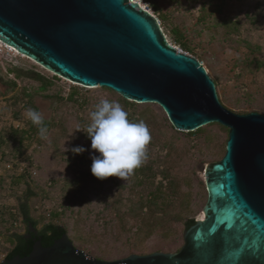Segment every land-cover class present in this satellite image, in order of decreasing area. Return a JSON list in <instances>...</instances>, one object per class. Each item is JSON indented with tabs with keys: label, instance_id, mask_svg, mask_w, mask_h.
Here are the masks:
<instances>
[{
	"label": "rangeland",
	"instance_id": "rangeland-1",
	"mask_svg": "<svg viewBox=\"0 0 264 264\" xmlns=\"http://www.w3.org/2000/svg\"><path fill=\"white\" fill-rule=\"evenodd\" d=\"M221 2L150 0V6L167 42L202 63L215 81L219 99L225 107L238 114L258 112L264 115V0H225L220 12ZM223 21H234L238 31L226 34ZM227 27L231 31L229 24ZM175 30L182 33L191 51L181 47ZM245 42L252 45V51ZM257 62L263 67L258 68ZM15 68L35 70L51 79L57 76L35 60L0 43V76L7 81L15 80V74L8 73ZM39 86L38 82L24 77L16 79L13 87L0 83V262L13 248L9 237L14 233L26 234L27 227L20 213L22 207L36 222V229L50 221L63 225L79 249L102 260L158 251L178 252L185 243L186 228L184 221L175 220L173 214L181 211L183 220L199 221L205 217L208 201L205 170L224 156L229 130L213 123L204 126V132L190 137V132L172 128L158 104L143 105L153 109L154 121L150 125L159 137L156 147L147 151L146 160L153 159L157 166L164 167L167 142L175 132L172 173L181 181L182 189L191 193L189 209H179L178 204L173 206L161 229L145 238L136 231L138 224L128 210L130 199H138L130 188L131 175L127 180L108 177L100 193L92 183L81 186L80 190L76 186L78 182L73 183L80 172L78 168L82 169L77 158L86 154L93 160L94 155H99L91 148V139L84 131L91 123V113L101 99L118 103V95L105 88L89 89L57 76L53 85L34 100L44 121L61 122L65 129L53 125L47 139L36 134L32 139L21 140V134L15 135L14 127L29 128L26 113L30 109L22 91L26 88L34 93ZM72 91H76L81 100L88 101L87 107L79 108L75 102L67 100ZM77 146L86 150L74 153L72 149ZM30 169L37 175L33 176ZM115 181L129 185L123 201L110 196ZM57 211L60 216L54 219Z\"/></svg>",
	"mask_w": 264,
	"mask_h": 264
},
{
	"label": "water",
	"instance_id": "water-1",
	"mask_svg": "<svg viewBox=\"0 0 264 264\" xmlns=\"http://www.w3.org/2000/svg\"><path fill=\"white\" fill-rule=\"evenodd\" d=\"M0 41L83 87L158 104L177 131L229 130L224 156L205 170V217L178 252L102 260L65 233L47 247L33 237L27 256L1 264H264V115L225 107L205 67L167 42L153 14L129 0H0Z\"/></svg>",
	"mask_w": 264,
	"mask_h": 264
},
{
	"label": "trees",
	"instance_id": "trees-1",
	"mask_svg": "<svg viewBox=\"0 0 264 264\" xmlns=\"http://www.w3.org/2000/svg\"><path fill=\"white\" fill-rule=\"evenodd\" d=\"M221 1L222 2L219 3L220 12L222 10L221 5L224 4L225 0ZM203 3H205V1ZM154 9L159 13V8H157V6H155ZM227 24H229V28L231 29V31H229ZM222 25L226 28V34H233L234 32L238 31V28L235 25L234 21H223ZM174 34L177 36L176 40L179 42L181 47L186 51H191V48L186 43V40L183 38L182 33H180L179 30H175ZM245 44L249 51H252V45L248 42H245ZM257 67L262 68L263 64L257 62ZM8 73H14L15 80L7 81L4 80L2 76H0V83L5 82L8 87H13L14 85L16 86V79L23 77L40 84L39 89L34 93L28 92L26 88L22 91V93H24V97L29 103V106L27 107H29L30 109H35L37 111L38 109L35 106L34 100L35 96L40 94V92L42 91H46L49 86L53 85V79L57 78V76H54L53 79L47 78L45 75L41 74L38 71L25 70L23 68H15L10 70ZM105 89L113 92L115 95H118V103L128 113V119L130 121H142L147 126L151 136V140L147 146V151L150 152L152 147H156V142L159 140L157 133H154V130L150 125V123L154 121L152 118L153 109H151L150 106H143L144 104H138L136 102L129 101L110 89ZM67 100L75 102V104L79 108L87 107L88 105V101L81 100L77 96L76 91H72ZM140 107L143 108L141 109ZM26 123L29 127L28 129L25 128V126L21 129H17L14 127L15 135H18V133L21 134V140L24 138L32 139L34 135L38 134V127L36 125H34L30 120H28ZM45 123L47 124L49 130L53 125H55L57 128L61 127L62 130L65 129L61 122V124L54 121H45ZM20 127L21 126H19V128ZM172 128L174 127L172 126ZM19 130L20 132H18ZM202 132H204L203 127L199 128L196 131L190 132L189 134L191 137L195 136L197 133ZM174 137H177V134L175 132L171 136H169V140L167 142L168 148L163 158V162L165 164L164 167L160 165L157 166L153 159H151V162H149V160H146L142 164V166L135 169L134 173L130 176L132 183V186L130 188L133 194L138 195V199H130L128 210L131 213L134 221L138 224L136 231L141 233L145 238L151 237L156 231H159L161 229L165 221L169 219V215H171L170 211L173 210V206H176L178 204L177 207L179 209H189L191 206L190 191H184L182 189L181 181L172 173L174 169L173 164L175 163V160L173 161L172 152L175 149V141H173ZM77 163L82 167V169L78 168V171L80 172L78 175H76L73 182H78V184L76 185L77 189L80 190L81 186L92 183L94 184L97 193L102 192V189L105 186L106 179H98L92 174L91 166L93 160H90V158L86 154H81L77 158ZM85 167H87L88 169H86ZM128 186L129 185L127 184H122L119 181H115L111 189L110 196L123 201V194ZM20 213L21 217H23V221L25 223H28L29 226L36 229V222L33 221L29 216V212L25 209V207L21 208ZM173 215L174 217H176L175 220L184 221L186 230L196 224V221L194 219L183 220L181 211L175 212ZM59 216L60 213L58 211L53 214L54 219H57ZM38 231L41 237L42 244L45 247L52 245L53 242L61 238L63 234H69L67 228L57 225L52 221L44 224L43 227ZM32 238L33 237L29 238L27 235L23 234H12V236L9 237V241L11 242V244H13V248L6 255L5 259H12L15 256H27L33 249L34 242Z\"/></svg>",
	"mask_w": 264,
	"mask_h": 264
},
{
	"label": "clouds",
	"instance_id": "clouds-1",
	"mask_svg": "<svg viewBox=\"0 0 264 264\" xmlns=\"http://www.w3.org/2000/svg\"><path fill=\"white\" fill-rule=\"evenodd\" d=\"M26 117L38 127L39 137L47 139L49 128L41 113L28 109ZM90 119L84 131L91 139V148L99 153L93 156L92 174L101 180L111 176L127 180L147 159L151 140L147 126L130 121L123 107L108 99L100 100ZM85 150L83 146L72 149L77 154Z\"/></svg>",
	"mask_w": 264,
	"mask_h": 264
},
{
	"label": "built area",
	"instance_id": "built-area-1",
	"mask_svg": "<svg viewBox=\"0 0 264 264\" xmlns=\"http://www.w3.org/2000/svg\"><path fill=\"white\" fill-rule=\"evenodd\" d=\"M130 1V3H136V4H138L141 8H143L144 10H147L148 12H150V13H152L151 12V4H150V0H129ZM153 14V13H152ZM159 21V20H158ZM160 23V22H159ZM178 50L179 51H181V52H184L183 50H181V49H179L178 48ZM184 53H186V54H189V53H187V52H184ZM190 55V54H189ZM201 65H202V63H201ZM24 169V167L23 166H21L20 167V170H23ZM30 172H31V174L33 175V176H36L37 175V172L35 171V170H33V169H30Z\"/></svg>",
	"mask_w": 264,
	"mask_h": 264
},
{
	"label": "flooded vegetation",
	"instance_id": "flooded-vegetation-1",
	"mask_svg": "<svg viewBox=\"0 0 264 264\" xmlns=\"http://www.w3.org/2000/svg\"><path fill=\"white\" fill-rule=\"evenodd\" d=\"M32 229H33V228H32L31 226H29V227H28V230H27L28 232H27L26 235H27L29 238H31V237H36V236L39 237V236H40L39 231H37V234H36L35 232L32 231Z\"/></svg>",
	"mask_w": 264,
	"mask_h": 264
},
{
	"label": "bare ground",
	"instance_id": "bare-ground-1",
	"mask_svg": "<svg viewBox=\"0 0 264 264\" xmlns=\"http://www.w3.org/2000/svg\"><path fill=\"white\" fill-rule=\"evenodd\" d=\"M0 43H2L4 46H6L7 48H11V49H13L14 51H16V52H18V50L17 49H15L14 47H11V46H8V45H6V44H4L2 41H0ZM19 54H21L20 52H18ZM23 55V54H22ZM31 59V58H30ZM33 60V59H32ZM204 219V218H203ZM203 219H201V220H203ZM201 220H199V221H201Z\"/></svg>",
	"mask_w": 264,
	"mask_h": 264
}]
</instances>
